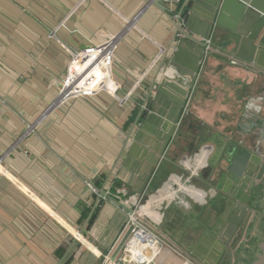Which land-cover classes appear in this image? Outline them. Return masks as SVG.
I'll list each match as a JSON object with an SVG mask.
<instances>
[{
    "label": "crops",
    "instance_id": "0c3cea01",
    "mask_svg": "<svg viewBox=\"0 0 264 264\" xmlns=\"http://www.w3.org/2000/svg\"><path fill=\"white\" fill-rule=\"evenodd\" d=\"M150 1L145 6L142 0H0V156L15 148L3 154L7 161L0 160V264H98L125 217L105 196L97 200V188L104 186L105 194L114 197L123 190L122 200L129 205L139 200L133 189L136 173L131 185L120 179L119 165L107 185L105 177L120 128L128 129L143 107L148 82L175 30L173 21L191 0ZM198 7L202 12L204 2ZM209 38L210 53L194 80L182 79L190 89L187 134L169 146L142 205L147 225L172 246L153 264H200L190 255L202 231L198 220L210 224L209 213L223 208L219 190L199 174L200 158L188 163L190 138H201L200 154L210 164L216 152L233 143L252 152L260 149L264 68L234 62L217 37ZM111 40V92L58 101L68 50ZM184 46L186 56L192 46ZM28 125L34 128L21 136ZM145 128L147 136L157 130L149 121ZM170 206L195 217L193 227L186 224L185 241L162 227ZM75 236L79 245L69 254ZM244 240L233 264H241Z\"/></svg>",
    "mask_w": 264,
    "mask_h": 264
},
{
    "label": "water",
    "instance_id": "95a60500",
    "mask_svg": "<svg viewBox=\"0 0 264 264\" xmlns=\"http://www.w3.org/2000/svg\"><path fill=\"white\" fill-rule=\"evenodd\" d=\"M142 1L145 6L151 2ZM202 1L204 10L199 12L198 6ZM157 8L161 10L158 6ZM235 23L238 24L236 28L233 27ZM173 26L175 30L169 44L163 49L158 67L148 82L149 93L141 99L143 107L134 116L130 114L132 119L130 116L129 119L126 117L132 120L128 129L120 128V143L111 170L105 177L107 185L114 169L119 165L122 172L120 179L124 178L125 183L131 185L130 181L136 173L138 183L133 189L139 196L141 205L149 198L147 188L166 159L169 146L180 144L184 139L182 130L188 114L190 89L182 79L192 82L206 57L205 52L210 53L211 49L206 48L204 40L214 35L220 40L224 50L232 55L234 62L248 69L264 68V0H191L181 11L177 21H173ZM186 42L192 47L185 56L183 50ZM144 107L149 113L144 111L142 114ZM145 121L157 127L154 136L145 134ZM200 142L201 138H196L187 145L192 154L188 163L193 157L200 158L201 177L207 185L221 190L226 196L222 210L219 213H209L210 224L198 220L202 231L190 250V255L200 264H233L235 253L246 236L247 227L257 214L256 208L248 206L246 200L249 190L261 185L263 180L264 149L252 152L233 143L220 151L215 162L210 164L200 154ZM97 190L100 195L97 200L105 196L108 204L116 205L119 214L126 217L124 210L127 207L116 196L106 195L104 186ZM259 224L264 232V210ZM123 225L124 221L110 248ZM126 238L127 233L119 241L112 257L121 249ZM78 245L79 242L74 237L67 253L71 254ZM256 248L249 264H264V233L262 239L256 242Z\"/></svg>",
    "mask_w": 264,
    "mask_h": 264
},
{
    "label": "built area",
    "instance_id": "2783aa9c",
    "mask_svg": "<svg viewBox=\"0 0 264 264\" xmlns=\"http://www.w3.org/2000/svg\"><path fill=\"white\" fill-rule=\"evenodd\" d=\"M114 38H118V36ZM204 41L206 48L209 49L210 38ZM111 43L112 40L76 51L68 50L69 61L58 98L93 96L106 91L104 85L111 78L112 51L107 50ZM205 53L207 54V51ZM117 88L118 86L116 85L114 92H116ZM122 192L124 191L118 190L115 195L127 207L124 210L126 215L124 225L114 245L105 254H100L101 261L98 264H153L157 255L163 249L172 248V246L147 225L145 212L139 200L133 205H129L126 199L125 201L122 200ZM160 220L161 216L159 214V218L154 219V221L157 224ZM126 233L127 238L121 249L112 257L119 241ZM173 250L176 251L174 248ZM176 252L182 256L181 253ZM184 264L194 263L186 260Z\"/></svg>",
    "mask_w": 264,
    "mask_h": 264
},
{
    "label": "trees",
    "instance_id": "16d2710c",
    "mask_svg": "<svg viewBox=\"0 0 264 264\" xmlns=\"http://www.w3.org/2000/svg\"><path fill=\"white\" fill-rule=\"evenodd\" d=\"M262 188H264V184L263 185H258L254 188L253 191V198L256 197V204L251 203L250 205L256 209H263L264 210V205L261 204V208L259 207L260 204L259 202H257V199L259 198V196H262L264 194V191L262 190ZM261 191H263V194H260ZM253 202V201H251ZM186 224H188L189 226L191 225V227H193L192 225L195 224V217H192V215H187V213H185V211L178 209L175 206H170L166 209L164 217H163V222H162V227L166 232H169L172 236H175L176 238H178L180 241H182L179 237L175 234V230L178 229V227L180 226H187ZM173 227H175V229H173ZM253 227L254 225H251L249 227L247 236H246V248L242 247L239 249V254H241V264H249V260L252 259V254L254 252L257 251L256 248V242L259 241L260 239H262V234L263 229L261 228V224L258 225V232L255 231L254 233L251 234V232L253 231ZM184 229V228H183ZM182 230V228H181ZM182 234L184 233L183 231H181ZM186 234H184L185 236ZM241 251V253H240Z\"/></svg>",
    "mask_w": 264,
    "mask_h": 264
},
{
    "label": "flooded vegetation",
    "instance_id": "af4514ba",
    "mask_svg": "<svg viewBox=\"0 0 264 264\" xmlns=\"http://www.w3.org/2000/svg\"><path fill=\"white\" fill-rule=\"evenodd\" d=\"M185 124H186V120H185V122H184V127H183V130H182V135H183V137L185 138V134H187V132L186 131H188V130H186V128H185ZM194 139H196L195 137H192V138H190V143L194 140ZM259 143H260V149H264V129H263V134H262V137H260V139H259ZM200 144H203V141L201 140V142H200ZM200 144H199V149L201 150V152L200 153H202V151H203V149L201 148V146H200ZM204 148V147H203ZM200 166V165H199ZM198 169H199V167H198ZM256 175H257V172H256ZM264 184V176H263V180L261 181V185H263ZM262 190L264 191V188H262ZM263 191H261V193L260 194H263ZM225 193H222V191L221 190H219V197H221L222 198V207H223V205H224V200H225ZM263 196V195H262ZM260 200V199H259ZM251 201H253V202H251ZM256 202V197L255 198H253V193H252V189H250L249 190V196H248V198H247V200H246V204L248 205V206H250V204L251 203H254V204H256L255 203ZM262 205H264V202H262L261 203ZM260 208H261V205L259 206ZM221 211V210H220ZM261 215V213H259V215H255L254 216V219H253V221L251 222V223H249V225H248V227H247V231H246V236H247V233H248V229H249V227L251 226V225H254V227H255V225L256 226H258L259 225V223H260V221H257V219L259 218L258 216H260ZM243 224V223H242ZM257 232H258V227H257V229H255ZM246 236H245V238H246Z\"/></svg>",
    "mask_w": 264,
    "mask_h": 264
},
{
    "label": "rangeland",
    "instance_id": "374dc122",
    "mask_svg": "<svg viewBox=\"0 0 264 264\" xmlns=\"http://www.w3.org/2000/svg\"><path fill=\"white\" fill-rule=\"evenodd\" d=\"M26 133H27V131H26V129H25V132H23V134L21 135V136H25L26 137ZM20 136V137H21ZM16 142V141H15ZM13 144H15V143H13ZM12 146H10L6 151H8L9 150V152H11V150L13 151L15 148L13 147L12 149ZM6 151L4 150V152L2 153V155L0 156V160H6L7 161V159H8V156H4L3 154L4 153H6ZM216 155H217V152H216ZM254 188H255V186H254ZM254 188H252V191H254ZM220 199H218V204H219V206H220V204H221V201H222V198L221 197H219ZM260 199V200H259ZM257 202H259V204L261 205V203L262 202H264V194H263V196H259V198L257 199ZM251 206V205H250ZM257 210V215H259V213H261V215L260 216H258L259 218L257 219V221H260L261 222V219H262V215H263V209H256ZM257 227L258 226H256L255 225V227H253V231L251 232V234L252 233H254L256 230L255 229H257ZM181 228H182V230H181ZM184 228V229H183ZM189 227H187V226H180V227H178V229H176L174 232H175V234L177 235V236H179L180 235V239L181 240H183V241H185V239H187V238H185L186 236H184V234H187V233H190V231H188L189 229H188ZM173 229H175V227H173ZM249 230V229H248ZM181 231H183L184 233L182 234V232ZM187 237H189L188 235H187ZM246 239L244 240V242H243V246L246 248Z\"/></svg>",
    "mask_w": 264,
    "mask_h": 264
},
{
    "label": "bare ground",
    "instance_id": "6f19581e",
    "mask_svg": "<svg viewBox=\"0 0 264 264\" xmlns=\"http://www.w3.org/2000/svg\"><path fill=\"white\" fill-rule=\"evenodd\" d=\"M75 6H76V5H75ZM138 13H139V12H138ZM131 24H133V22H132V21H131L130 25H131ZM112 38H114V37H112ZM112 40H115V38H114V39H112ZM110 45H111V44H110ZM110 45H109V46H110ZM109 46H108V47H109ZM111 80H112V79H111ZM112 81H113V80H112ZM104 86H105V88H104V89H106V91H110V92H111V90H110V89H109V87H108V81H106V83H105V85H104ZM61 100H63V98H60V97H59V98H58V101H61ZM51 108H53V106H52ZM51 108H49V109L47 110V112H48V111H49ZM47 112L45 113V115H47ZM34 123H35V122H34ZM28 126H29V125H28ZM33 128H34V126H32V125H31V126H29V128H28L27 132H28V131H30V130H31V129H33ZM199 161H200V163H199V164H200V166H201V165H202V161H201L200 159H199Z\"/></svg>",
    "mask_w": 264,
    "mask_h": 264
}]
</instances>
